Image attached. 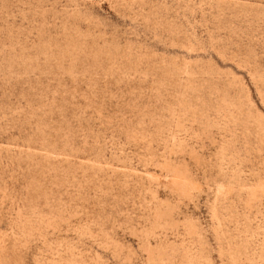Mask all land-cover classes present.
<instances>
[{
    "label": "rangeland",
    "instance_id": "374dc122",
    "mask_svg": "<svg viewBox=\"0 0 264 264\" xmlns=\"http://www.w3.org/2000/svg\"><path fill=\"white\" fill-rule=\"evenodd\" d=\"M0 264H264V0H0Z\"/></svg>",
    "mask_w": 264,
    "mask_h": 264
}]
</instances>
